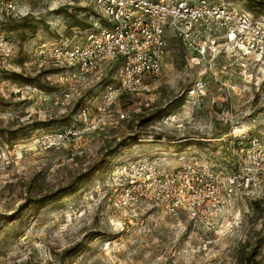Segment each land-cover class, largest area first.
Here are the masks:
<instances>
[{
  "label": "rangeland",
  "instance_id": "1",
  "mask_svg": "<svg viewBox=\"0 0 264 264\" xmlns=\"http://www.w3.org/2000/svg\"><path fill=\"white\" fill-rule=\"evenodd\" d=\"M210 1L248 11L244 0ZM13 2L21 14L0 15V24L16 25L27 14L37 28L33 33L5 32L14 49L12 71L39 75L40 82L53 89L43 91L0 73V149L11 158L0 172V264H246L244 256L259 240L254 260L264 264V178L253 194L238 193L225 218L208 228L183 211L162 216L146 203L130 211L116 198L122 185L119 170L137 158L155 160L166 169L192 159L230 172L236 148H246L249 137L257 136L264 145V65L257 72V66L250 67V81L238 68L219 69L218 57L214 80L206 65L187 63L184 47L177 40L170 44L174 36L166 33L163 66L147 78L149 91L120 95L97 110L103 83L116 70L113 63L60 105L56 98L64 85L58 82V69L34 60L33 50L42 43L80 41L86 28L71 26L69 14L90 22L86 10L79 9L89 8L76 0ZM201 76L206 79L201 96H186V89ZM77 101L90 108V127L62 145H35L40 133L80 128L73 107ZM131 134L140 138L108 154ZM99 162V170L82 175ZM74 246L77 249L69 254Z\"/></svg>",
  "mask_w": 264,
  "mask_h": 264
},
{
  "label": "built area",
  "instance_id": "2",
  "mask_svg": "<svg viewBox=\"0 0 264 264\" xmlns=\"http://www.w3.org/2000/svg\"><path fill=\"white\" fill-rule=\"evenodd\" d=\"M76 1L96 16L84 30L83 38L71 44L42 43L33 50L34 60L59 68L58 82L64 85L56 98L60 105H65L90 78L101 75L113 63L116 70L103 83L95 105L97 110H103L120 95L149 91L147 78L163 66L166 33L179 39L187 63L206 65L214 80L217 79L213 65L218 63V57L222 58L219 69L238 68V74L250 81V67L255 70L257 66V72L264 65V16L258 18L239 5L210 0ZM23 8L26 14L27 7ZM20 14L13 0H0V15ZM13 50L12 42L0 30V71L14 70ZM205 80L202 76L196 78L185 95L200 97ZM89 109L80 106L77 110L80 128L70 126L40 133L34 144L51 148L84 133L90 127ZM247 144L246 148H236V164L230 172L214 170L192 159L171 169L155 160H132L119 170L122 185L116 198L130 211L146 203L156 206L162 216L172 217L183 211L193 222L213 227L225 218L238 193L253 194L264 178V145L255 135L248 138ZM10 160L8 153L0 149V172Z\"/></svg>",
  "mask_w": 264,
  "mask_h": 264
},
{
  "label": "trees",
  "instance_id": "3",
  "mask_svg": "<svg viewBox=\"0 0 264 264\" xmlns=\"http://www.w3.org/2000/svg\"><path fill=\"white\" fill-rule=\"evenodd\" d=\"M244 7L248 10L251 11L253 13H255L257 16H264V3L261 0H244ZM80 10H86V17L90 18V22H86L84 19L82 18H78L75 16V14H69L71 17V22L70 25L77 28V29H84V28H89L91 26V19L92 18H96V16L92 13V11L90 9H87L85 7L83 8H79ZM55 11H58L57 9H55ZM20 23H17L16 25H13L12 22H1L0 24V30H3L4 32H11V31H17L19 30L21 33L26 31H29L31 33L34 32V30L37 28V24L36 21L33 20L29 15H24L22 17H20ZM6 34V33H5ZM170 40V44H174V42L179 41L178 38L176 37H171L169 38ZM173 46V45H172ZM59 71V68H57ZM4 73L6 74L7 78H9L10 80L17 82V83H22L24 85H29L32 87H37L43 91H47V92H51L53 87H49L47 84H43L40 82L39 80V75H35L34 77H29L26 75H23L22 73H16L13 72L12 70L10 71H5L2 70L0 71V73ZM74 109L77 108V110L80 107V102L77 101L74 104ZM153 115L150 118L147 119H152ZM64 120V121H63ZM64 123H66V120H68V117L63 118ZM4 133L8 134V133H12V132H5ZM140 138L139 134H131V135H126L125 137L121 138L120 141H118L117 143H115L110 149L108 154L113 153L114 151H117L118 149H120V147L124 146L127 142H135L137 141V139ZM107 154V153H106ZM102 167V165L99 163H94L91 164L87 170V172L82 173L83 176H85L88 173L94 172L96 170H99ZM87 176V175H86ZM61 194V193H60ZM54 195H59V192L54 194ZM253 204L255 206H258L257 201H254ZM263 225V229H264V222L262 223ZM263 234H264V230H263ZM264 238V235H263ZM260 241V240H259ZM257 243V245L252 248L248 254H246L243 258V260L245 261L246 264H256L255 262V258L256 255L258 254V250L260 248V243ZM77 248L74 246L72 248L68 249L69 254L73 253Z\"/></svg>",
  "mask_w": 264,
  "mask_h": 264
}]
</instances>
